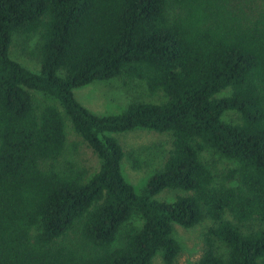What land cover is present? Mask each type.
<instances>
[{"label": "trees", "instance_id": "1", "mask_svg": "<svg viewBox=\"0 0 264 264\" xmlns=\"http://www.w3.org/2000/svg\"><path fill=\"white\" fill-rule=\"evenodd\" d=\"M228 2L0 0V264H152L156 255L175 264L173 226L204 219L192 264H264V20L237 18ZM16 35L37 38V72L12 58ZM116 78L164 100L102 116L74 97ZM226 112L240 122L223 121ZM64 117L99 162L90 176L73 162L53 166ZM135 129L172 137L138 192L112 136ZM205 149L235 164L219 184L199 159ZM168 191L181 194L155 199Z\"/></svg>", "mask_w": 264, "mask_h": 264}, {"label": "rangeland", "instance_id": "2", "mask_svg": "<svg viewBox=\"0 0 264 264\" xmlns=\"http://www.w3.org/2000/svg\"><path fill=\"white\" fill-rule=\"evenodd\" d=\"M226 10L237 18L246 16L263 17L264 5L258 0H229ZM180 13L177 6L169 7V14L175 17ZM37 38L24 39L14 36L10 53L13 59L33 72H37L38 58L35 52ZM77 102L96 115L109 116L120 114L133 102L143 101L160 103L164 100L161 93L149 94L142 83L125 85L122 78L109 81H97L85 87L73 91ZM37 104L44 103V98L35 95ZM222 120L227 123H239V115L235 112H226ZM66 146L63 155L53 164L61 169L65 163L73 162L76 166L84 168L88 176L98 170L99 162L92 151L73 132L68 119L64 117ZM113 138L122 147L124 157L121 162V173L124 179L133 186L136 192L140 191L148 178L159 172L163 163L172 149V137L169 133H157L150 130L135 129L133 131L113 134ZM200 161L208 167L213 174L215 184L221 183L220 175L228 169L235 167L229 160L220 157L211 149L203 150L199 155ZM42 168L50 167V162L44 161ZM52 165V164H51ZM181 194L180 191H168L160 193L156 200L172 202L174 197ZM211 222L204 219L199 225L184 229L173 226V236L180 245V251L175 264H192L199 259L203 251L204 233ZM152 264H163L159 255H156Z\"/></svg>", "mask_w": 264, "mask_h": 264}]
</instances>
